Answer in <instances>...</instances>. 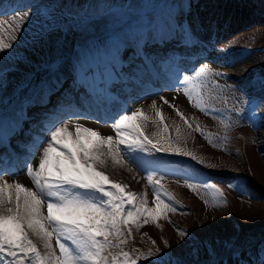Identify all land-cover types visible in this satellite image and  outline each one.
I'll use <instances>...</instances> for the list:
<instances>
[{
  "label": "rangeland",
  "instance_id": "rangeland-1",
  "mask_svg": "<svg viewBox=\"0 0 264 264\" xmlns=\"http://www.w3.org/2000/svg\"><path fill=\"white\" fill-rule=\"evenodd\" d=\"M183 1L186 19L178 12ZM202 6L210 8L204 13L200 11ZM165 14L172 17L168 28L179 33L178 29L187 27L197 34L194 45L187 46L189 50L206 51L187 76L179 70L173 75L178 81L188 78L193 94L199 92L201 106H194L187 96L175 100L170 94L172 86L156 87L158 93L149 99L156 102L161 117L156 116L151 104L142 109L149 119L138 117L133 123L154 142L169 141L191 155L137 154L143 157L146 168L154 170L153 180L159 181L161 199L171 207L158 219L141 222L139 228L131 225L130 237L125 227L121 239L127 237V243L110 251H127L137 258V264H226V259L236 258L235 252L248 259L246 264H264V0H0V40L12 45L0 52V110L18 105L39 80V71L53 65L54 72L63 65L60 60L54 63V59L76 56L79 48L84 53V47L116 44L120 35L132 33L127 30L154 26L159 16H163V26ZM232 16L234 21L230 22ZM241 16L246 18L239 20ZM177 37L183 38L180 34ZM202 42L212 45L203 47ZM168 53L170 56L165 54L161 61H168L174 73L176 54ZM128 54L133 55L131 51ZM156 67L162 69L161 63ZM254 73L256 81L252 82ZM162 76L173 85L170 73ZM258 79L263 83L255 84ZM126 110L135 111L124 108L119 115L130 114ZM75 119L94 122L72 117L66 121ZM103 135L115 137L116 133ZM41 156L42 147L36 146L28 159L37 158V166ZM98 170L111 181L126 185L125 192L142 194L147 207L156 206L147 172L136 163L125 158L113 164L108 159ZM206 183L215 184L222 196L216 192L212 197V189L204 187ZM181 231L187 235L182 236ZM30 238L43 254L46 250L42 242L35 236ZM52 244L59 255L55 238ZM157 250L162 255L158 256ZM141 254L149 258H140ZM9 260L5 258L3 264Z\"/></svg>",
  "mask_w": 264,
  "mask_h": 264
},
{
  "label": "snow or ice",
  "instance_id": "snow-or-ice-1",
  "mask_svg": "<svg viewBox=\"0 0 264 264\" xmlns=\"http://www.w3.org/2000/svg\"><path fill=\"white\" fill-rule=\"evenodd\" d=\"M11 47L0 40V52ZM199 71L203 73L204 69ZM187 79L185 77L184 81ZM183 91L190 103L201 106L199 92L194 95L187 87ZM164 102L169 103L166 99ZM152 107L156 109V116L161 117L155 101ZM128 111L130 114H120L114 119L115 137L101 135L81 124L70 128L66 120L51 125L38 145L42 147L38 165H25L33 187L0 181V256L11 257L8 264H137V258L129 252L121 250L113 254L110 250L127 243V237L121 239L125 236V227L130 237L131 225L139 228L141 222L147 224L149 220H156L171 207L161 199L159 181L153 180L154 170L146 168L143 157L137 154H191L169 141L154 142L140 131L139 124L133 123L138 117L145 120L149 117L142 109ZM181 118H184L182 114ZM69 140L71 145L67 143ZM125 158L147 172L146 178L156 194L154 208L146 206L142 194L125 192L126 185L111 181L98 170L108 159L117 164ZM4 174L5 170L0 169V176ZM204 187L222 196L215 184L206 183ZM180 234L187 235L183 231ZM30 235L42 242L46 250L43 254ZM53 238L59 255L53 247ZM157 255H162L159 250ZM140 258L149 257L141 254Z\"/></svg>",
  "mask_w": 264,
  "mask_h": 264
},
{
  "label": "bare ground",
  "instance_id": "bare-ground-1",
  "mask_svg": "<svg viewBox=\"0 0 264 264\" xmlns=\"http://www.w3.org/2000/svg\"><path fill=\"white\" fill-rule=\"evenodd\" d=\"M178 12L184 17V14L186 12L185 1L179 3ZM162 18H163V16L157 17L156 23L154 24V26H151L153 29L161 30V31H163V33H167L168 36H163L161 38V46H163L164 43L166 45L172 46L171 44H177L176 41L179 42L181 45H186L188 47H192L194 45V42L197 39V34L191 33L189 31V28H187V27H186V29L185 28H183L181 30L178 29L179 33H176L175 30H173V28L171 26H169V28L171 27V30H170V29H168V26L163 27L160 25ZM164 20H165V25H167V24L171 25V20H172L171 15L165 14ZM179 34L183 38H178L177 36H179ZM130 36H132V33L128 34V32L126 34L120 35L119 43H116V44L111 43V45H109V46L105 45V44L104 45L98 44V45H93L92 49L90 48L91 46L90 47L88 46L87 48L84 47L85 52L82 53V51L79 50V51H81L82 54H80L77 58H74V60L79 61L82 65L83 69H88V71L90 70V74L93 76V78H97V80H99L100 78L103 77L104 81L108 82L110 80L113 81V79H115V77L117 75L115 81L117 83H120V81H121L120 76L122 75V73H125L124 69H126V65H128L129 63L132 62L131 59H128V58H125V60L120 59V49L122 48L124 41H125V43L128 42V39L131 38ZM150 38H152V37H150ZM169 39L172 43L168 42ZM181 39H183V40H181ZM99 41H100V38L98 40V43H99ZM112 42H113V40H112ZM142 43H144V40H142V39L138 40V42H137L138 45H141ZM91 44H95V42H92ZM113 44H115V45H113ZM137 44L134 43L133 45H137ZM200 45H202L203 47H211L212 44L210 42H202ZM161 46L160 47L150 46V47L152 48V51H154L155 53H159V55H161L162 51L164 50L163 47H161ZM141 47L147 48L145 43L142 44ZM172 48H173V50H176V47H172ZM199 49L201 50L202 48H199ZM167 51L168 50H166V52ZM180 52L183 54L184 49H183V51H181V48H180ZM192 52H193V55H197V56L206 53L205 50H201L200 52H194V50H192ZM139 54H140V50H139L137 55H139ZM214 55H215L214 57L217 58V54L214 53ZM183 56H185V54H183ZM207 57H209L208 54H207ZM155 58H156V56H155ZM69 59L70 58H67V59L63 58L60 61L63 62V65L65 66L66 65L65 61L69 60ZM143 59L145 60V62H147L150 65L155 61L154 58H152L150 56L145 57ZM194 60H196V59H194ZM193 62H195V61H193ZM179 63L182 64L181 62H179ZM189 64H190V62H189ZM1 65L2 64L0 63V66ZM194 65H196V63H194L193 66L192 65L191 66L190 65H186V66L182 65L181 68H182V72H183L184 76H187L189 72H192V68L194 67ZM169 66H170V63H168V65L165 63V71H167L169 69ZM121 67H123L122 70H120ZM58 68L59 67H57V69ZM200 69H201V67H200ZM67 75H66V77L69 78V72ZM46 78L48 80L49 76L45 77L44 79H46ZM93 78H92V80L91 79L90 80L95 83ZM181 79H182V81H178V79L177 80L174 79L173 85H171L172 86V92L170 94L172 95V97L175 100H180L181 98H183L185 96L183 89L186 87L189 88V83L187 81L183 80L184 77ZM159 81L160 80H157V83H159ZM140 82H141V85L138 86L137 84H139ZM111 83L114 85L116 84L113 82H111ZM142 83H143V80H140V79L136 82L131 81L130 83H127V84H125L124 82H121V84H123L121 86L124 89H128L127 91H129V93L125 92V94L123 96L118 94L119 92L116 89L113 90V95L122 101V106H121L122 108H130V109H135V110H137V109L146 110L148 107H150V105L152 104V101H150L151 99H149V98L152 97L154 94L151 91L142 92V89H143ZM67 86L69 87L68 84H67ZM96 86H97V88L103 87V85L100 82L98 84H96ZM109 87H113V85H110ZM169 88H170V85H169ZM146 90H148V88H146ZM189 90H191V88H189ZM61 96H63V98H59ZM104 97L106 98L105 95H104ZM22 98L23 97H21V99ZM53 99H54V101H56V100L57 101L52 103L51 101L45 100V101H40V102L37 101V103H36L37 106H39L40 103L42 105L38 109V116L40 117V120H41L40 123H42V121L45 122V123H42V125H43L42 130L45 129V131H46L51 125H53L59 121H62V120H67L66 116H68L70 114L59 116L58 110H60V109H66V108L72 107V110L76 111V112H71V113H74V114L82 113L85 115L90 114V111H88V110L86 111L84 109V107L82 108L81 106L79 107V109L76 108V110H75L73 107H76V105H74L72 103L71 98L69 97L68 93L63 94V95H59L58 97H55ZM64 103H68L70 105H67V106H64L62 108L57 109L58 107H60L61 104H64ZM11 107L12 106H9V108H6L4 110H0V112L3 114V116H4V114L9 115V112H11L10 111ZM25 109H26L25 107L21 108L22 114L25 112L24 111ZM118 109L122 110L121 108H118ZM53 111H56L58 114L55 115V113ZM52 112L54 113L53 115H51ZM114 112H115L114 109H112V111L109 113H108V111H106V113L108 115L106 118H104L105 123H101L100 118L94 119V117H92L95 120V122L88 123V122L81 121V119H75V120L69 121V126H70V128H74L75 124H81V125H84L86 127H89V128H92V129L99 131L101 133V135L108 134V133H111L113 130H112V125H107V124H109V122L106 120L111 118V117H112V119H115L116 117H118L117 114L114 116ZM28 118H30V117H28ZM2 119L3 118L0 116V132L4 131L3 133L6 134L7 129H8V127H6V125L10 121L5 122V121H2ZM44 133L41 134V137H42L41 139H43L45 137ZM69 141H67V143H69ZM37 144H38V142H37ZM13 148L17 149V150H15L17 152L23 151V152H26V154L28 155L27 149H24L21 146H15ZM33 149H34V147L32 149H30L29 155L33 151ZM2 161H3V159L0 157V163H1L0 169L5 170V174L3 176H0V181L6 180L8 182H19V183L26 185L27 187H33V186H31V180L26 175L25 165L28 163H31L33 165V167H36L37 158L32 159V160L28 159L27 162H25V161L20 162L19 161V163H15L14 161L10 162L7 160L5 162H2ZM7 164H9V166ZM12 173H16L19 175H17V177H16V174L13 176H10V174H12ZM3 258L4 259L5 258L10 259L11 257H7L6 254H4L3 256H0V261H3V263H4Z\"/></svg>",
  "mask_w": 264,
  "mask_h": 264
},
{
  "label": "trees",
  "instance_id": "trees-1",
  "mask_svg": "<svg viewBox=\"0 0 264 264\" xmlns=\"http://www.w3.org/2000/svg\"><path fill=\"white\" fill-rule=\"evenodd\" d=\"M254 74H255V73H254ZM227 135H229V134H227ZM204 167H205V166H204ZM210 191H211V194H210V195H211V196L214 195V197H215L216 191H215L214 189H212V190H210ZM212 197H213V196H212ZM178 203H179V202H178ZM233 254L236 255V256H238V257L240 256V254L237 253V252H235V253H233ZM220 257L223 258L224 255H223V256H220ZM175 261H176V263H178V259H175Z\"/></svg>",
  "mask_w": 264,
  "mask_h": 264
}]
</instances>
